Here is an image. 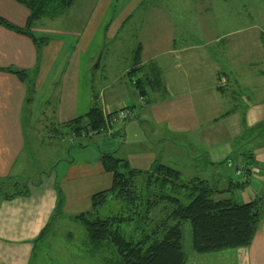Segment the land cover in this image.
I'll list each match as a JSON object with an SVG mask.
<instances>
[{"label":"rangeland","instance_id":"374dc122","mask_svg":"<svg viewBox=\"0 0 264 264\" xmlns=\"http://www.w3.org/2000/svg\"><path fill=\"white\" fill-rule=\"evenodd\" d=\"M57 21L69 27L83 26V32L78 37L62 35L59 38V52L49 73L41 79L29 106L30 115L21 116L25 127L24 150L12 166V181L21 185L20 189L25 186L27 194L23 197H41L40 188L48 186L55 194L58 190L61 197L60 214L54 216L50 229L53 231L51 239L48 243H43L46 241L41 238L36 240L38 246L31 253L29 264H101L102 256L86 252L81 244L85 238L81 225L70 222L65 216L87 209L90 193L106 188L110 175L101 171L61 180L67 162H92L100 151L106 150H115V155L121 157L127 152L151 151L160 162L178 169L183 178L196 175L219 188L225 186L228 177L240 180V176L234 174V166L244 162L245 153L250 150L254 135L264 128V122L248 126L244 137H210L211 133L230 132L231 127H237L230 122L233 115L228 117L229 121L209 122L212 103L215 105L211 107L213 113L236 104L241 112L237 114L239 117H243L242 114L250 117L252 109L249 106L252 100L233 85L231 77L228 79L231 89L226 85L221 96L213 98L210 85L216 83V68L228 76L218 40L223 33L254 27L264 35V0H74ZM235 33L227 38L243 35L240 34L243 32ZM138 41L143 44V55L150 57L147 61H153L161 70V88L148 90L144 97L148 99L146 102L132 93L135 88L126 74L132 63L131 49ZM172 42L174 51L168 48ZM147 63H143V68ZM75 67L78 68L76 116L95 104L104 112L116 110L114 120L98 133L76 137L62 127L64 136L54 139L38 127L36 120L45 107L44 100L56 96L62 73L68 78ZM139 74L131 75V79ZM164 82L166 90H163ZM122 86L124 90H120ZM114 100L120 105L110 109L109 104ZM122 102L133 106L135 115L127 110L126 118L119 119L117 112L125 107ZM170 115L172 121L176 118L180 122L175 126L177 132L166 128ZM28 118L33 121L29 126ZM156 118L160 121L156 122ZM1 180L0 199L2 193L15 191L12 182ZM224 194L236 201L264 196V170L252 171L243 189H232ZM18 196L22 195L14 197ZM59 197L55 195V200ZM182 244L187 258L184 264L235 262V258L227 254L234 257L235 248L196 253L191 250L187 236ZM101 255L108 257L109 253L101 252Z\"/></svg>","mask_w":264,"mask_h":264},{"label":"trees","instance_id":"16d2710c","mask_svg":"<svg viewBox=\"0 0 264 264\" xmlns=\"http://www.w3.org/2000/svg\"><path fill=\"white\" fill-rule=\"evenodd\" d=\"M14 1L27 9L23 25H14L1 16L0 25L30 36L38 49L51 38L48 35L35 36L30 30L31 24L40 18L59 16L74 0ZM140 51L141 44L138 42L131 51L132 65L126 74L137 95L144 99L147 94L145 85L156 89L160 78L153 61H147L146 68H143ZM1 69L14 73L21 80L28 75V71L22 68ZM136 73H140L139 76L131 79V75ZM217 88L220 89L219 86ZM130 108L125 106L121 109L130 111ZM115 112H103L92 104L83 114L63 124L70 128L73 137L98 133L110 124ZM98 160L102 169L110 175L109 185L90 195L87 209L66 215L65 219L81 225L85 236L81 244L86 252L99 253L101 264H184L187 259L182 244L185 236L189 239L191 250L196 253L246 246L263 216V196L236 201L224 194L247 185L250 175L248 157L234 166L233 171L237 168L242 170L240 180L228 177L225 186L220 188L196 175L183 178L178 169L156 158L146 169L130 166L126 158L115 155V150L100 151ZM13 186L15 191L3 193L4 198L27 194L25 186L20 189L21 185L17 182ZM56 193L59 197L58 190ZM60 203L61 197L55 203V208H58H54V213L34 239L33 251L38 246L37 239L46 241L43 243L51 239L53 231L50 229L54 225V216L60 214ZM101 252L109 253V256L104 257Z\"/></svg>","mask_w":264,"mask_h":264},{"label":"crops","instance_id":"0c3cea01","mask_svg":"<svg viewBox=\"0 0 264 264\" xmlns=\"http://www.w3.org/2000/svg\"><path fill=\"white\" fill-rule=\"evenodd\" d=\"M62 14L52 19L46 17L40 18L31 24L30 30L35 36L48 35L51 38L38 49L30 36L17 33L0 25L1 181L12 182V184L15 182L12 181V166H14L19 153H22L24 150L23 130L25 127L22 126L21 116L23 113L30 115L29 106H31L35 93L39 89L41 79L49 73L55 57L59 52L61 45L59 38L62 35L72 37L82 35L83 26L69 27L64 24V22L57 21ZM26 15L27 9L20 3L14 0H0V16L10 23L21 26L25 21ZM251 28L246 29L242 27L228 34L223 33L222 36H220L218 40H220V48L225 59L228 76L227 73L216 68V70H214L217 79L216 83L210 85L213 98L221 96L224 93V87H226V85L228 90L231 89L230 85H228V79L231 77L233 85L237 89L246 92L252 100L249 104L252 108L250 117H248L249 115L243 114V117H239L237 114L240 111L237 110L236 104L225 111L218 110L213 113L211 107L215 105L212 103L209 106L210 111L208 110L210 115L208 118L209 122H215L221 119H228L229 121L228 117L233 115L234 119H231L230 122H232L233 125L234 123L237 124V127L235 129L231 127L232 133L231 131H219L218 133H211L210 137H214L213 135H215V137L221 136L224 139H228L231 136L239 137L240 135L244 137L248 126L257 122H264V35L261 34L260 29ZM86 30L88 29L86 28ZM235 32H237V34L243 32L240 33L243 35L241 37L232 36L227 38V36L231 34H236ZM63 33L69 35H64ZM216 39L217 38H215L214 41ZM138 42L141 44L140 63L147 62V59L150 57L146 58L145 55H143V44L141 41ZM174 44L172 42L168 46L170 51L176 50L175 48H171L174 47ZM151 57L154 58V56ZM131 65L132 63L128 69ZM3 67L25 69L28 71L27 78L21 80L14 73L2 70L1 68ZM157 68L160 76V66L157 65ZM76 70H78L77 67L73 69L74 72H71L68 78H66L65 73H62L63 80L61 81L56 96L52 97V99H49V97L44 100L43 105L45 107L40 117L36 120L38 122V127L50 133L54 139L64 136V132L61 131L62 127H64L65 130H70L63 122L75 117L77 114ZM163 84V90H166L165 82ZM29 85L30 90L28 89ZM145 86L147 91H159L161 88V79L156 89H149L147 85ZM218 86L220 89L217 88ZM124 89V86L120 87V90ZM230 92L233 91L230 90ZM132 93L137 95L136 90ZM137 97L140 99L138 95L136 98ZM126 100L127 98L123 101ZM147 100L144 101L146 102ZM124 103L125 102H122L121 105L127 106V104ZM109 105L110 109H115L120 105V102L114 100ZM129 110L132 115H135L133 106H131ZM102 111L104 112V110ZM171 115L169 116L170 124H167L166 128L171 132H177L175 126H178L180 122L177 121L176 118L174 119L175 121H172ZM111 118H114V114ZM205 120H207V118ZM159 121V118H156V122ZM27 122L29 126L33 121L28 118ZM162 122H164V120ZM247 122H249V124H247ZM123 132L125 135V130ZM124 139L125 136H123V140ZM249 149L250 150H247L245 153V157H248V161L250 162V174L252 171L259 173L261 169L264 170V128L254 135V141ZM98 156H96L92 162H67V170L65 174L61 176V180L70 177L77 178L92 172L104 171L99 163ZM122 157L127 159L130 166L138 169H146L153 159H157L156 155L151 151L144 153H142V151L127 152ZM92 189L94 188H90V190ZM45 191H47L46 194H44ZM93 192H91L90 195ZM39 194L43 196L35 198L39 200L38 202L35 199H31V197H23V195L4 198L2 193V198L0 199V264H29L31 253H33L34 239L49 219V215L53 213L52 209L55 207L54 202L56 201L55 195H57L49 186L43 189L40 188ZM249 199L251 198L247 200ZM227 254L228 256L230 255L232 259L235 258V260H233L235 261L234 264H264V211L250 242L246 246L235 248L234 257L231 253ZM67 257H69L68 254L66 255V259Z\"/></svg>","mask_w":264,"mask_h":264},{"label":"built area","instance_id":"2783aa9c","mask_svg":"<svg viewBox=\"0 0 264 264\" xmlns=\"http://www.w3.org/2000/svg\"><path fill=\"white\" fill-rule=\"evenodd\" d=\"M128 111L127 110H124V109H120V110H118V112H117V117L119 118V119H123L124 117H126L127 116V113ZM242 170L241 169H239V168H237L235 171H234V173L236 174V175H241V172Z\"/></svg>","mask_w":264,"mask_h":264}]
</instances>
